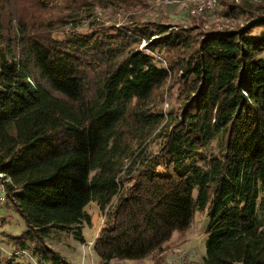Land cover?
<instances>
[{
    "label": "trees",
    "instance_id": "16d2710c",
    "mask_svg": "<svg viewBox=\"0 0 264 264\" xmlns=\"http://www.w3.org/2000/svg\"><path fill=\"white\" fill-rule=\"evenodd\" d=\"M4 1L0 185L25 227L11 243L28 259L0 264H73L47 240L85 243L89 203L104 217L92 246L101 264L160 255L205 210L199 264H264V0H216L222 18H242L233 28L132 17L129 30L90 21L56 37L54 21L6 15ZM60 1L68 23L94 5L137 14L155 0ZM173 87L176 108L164 111L161 90Z\"/></svg>",
    "mask_w": 264,
    "mask_h": 264
},
{
    "label": "rangeland",
    "instance_id": "374dc122",
    "mask_svg": "<svg viewBox=\"0 0 264 264\" xmlns=\"http://www.w3.org/2000/svg\"><path fill=\"white\" fill-rule=\"evenodd\" d=\"M193 1L183 0L180 2H172L168 0H155L150 3L149 9L143 12L140 10L137 14H132L133 12H116L111 9H101L99 6L94 5V8L92 7V13L90 11L85 13L79 9L75 20L68 23H60L58 21V19H63L62 14L68 12L67 8L62 6L63 2L60 0H49L46 10H36L35 12H32L31 7L26 6L29 0H6L4 1V6L7 11L6 15H10V13L16 15L22 8L26 14H31L37 22L51 24L54 21L56 26H53L54 29L52 31H54L53 34L55 37L60 36L62 33L69 34L72 31H78L90 21L105 26L113 25L115 28L122 30H129L133 27L136 20L137 22L138 20H140L139 22H161L167 26L168 30L190 26L195 22L192 26L199 25L202 30L206 31L233 28L235 25L243 22L242 18L235 21L225 20L221 17V13H219L222 9L214 6L212 9L204 12L205 16L202 19V24L198 18H192L193 15L189 13ZM43 4L46 5L45 1H43ZM132 17L133 19L136 18L135 21ZM196 19H198V22L195 21ZM146 44V40L141 38L139 49L145 50L144 47ZM161 92L164 93L163 110L169 111L171 108L174 110L177 105V88L173 87L169 92L164 88ZM156 144L152 143L146 149L149 152L156 151ZM3 192L4 188L0 185V206H2L0 207V251L2 254L0 259L6 256L15 258L18 261L27 260L26 252L24 251L18 254L17 247L11 243V241L21 236L23 231H25L24 223L13 209L9 207V204L3 205L5 203V195ZM84 209L90 215L92 223L91 227L84 226L83 238L85 243L80 244L74 241L70 235L64 234L54 235L52 239L47 240V243L55 251L64 256L67 261L73 264H101L95 256L92 246L98 237L100 228L103 226L104 217L94 203H89ZM206 212V210L205 212H196L189 229L181 235L174 234L172 240L160 255L133 262L113 260L109 264H199L202 262L205 254V229L208 222Z\"/></svg>",
    "mask_w": 264,
    "mask_h": 264
},
{
    "label": "built area",
    "instance_id": "2783aa9c",
    "mask_svg": "<svg viewBox=\"0 0 264 264\" xmlns=\"http://www.w3.org/2000/svg\"><path fill=\"white\" fill-rule=\"evenodd\" d=\"M216 4V0H194L190 12L192 14L204 13L212 9ZM1 196V195H0Z\"/></svg>",
    "mask_w": 264,
    "mask_h": 264
}]
</instances>
